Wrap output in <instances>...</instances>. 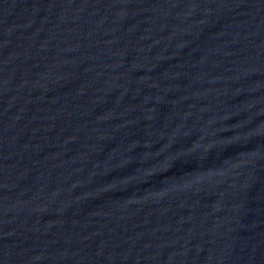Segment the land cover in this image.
Masks as SVG:
<instances>
[{
  "label": "water",
  "instance_id": "95a60500",
  "mask_svg": "<svg viewBox=\"0 0 264 264\" xmlns=\"http://www.w3.org/2000/svg\"><path fill=\"white\" fill-rule=\"evenodd\" d=\"M0 264H264V0H0Z\"/></svg>",
  "mask_w": 264,
  "mask_h": 264
}]
</instances>
